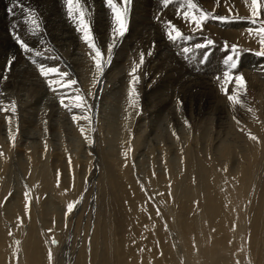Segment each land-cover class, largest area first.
I'll list each match as a JSON object with an SVG mask.
<instances>
[{"label":"rangeland","instance_id":"1","mask_svg":"<svg viewBox=\"0 0 264 264\" xmlns=\"http://www.w3.org/2000/svg\"><path fill=\"white\" fill-rule=\"evenodd\" d=\"M21 2L23 10L17 0H0V264H264V56L257 54L264 46L256 34L264 7L254 24L251 0H194L211 16L229 18L197 29L184 19V0L167 7L131 0L125 41L118 37L109 53L91 7L112 13L106 0H93L95 42L105 61L111 56L97 75L77 26L80 35L64 45L38 41L51 16L43 0ZM29 9L39 17L36 37L19 15ZM168 22L183 39L167 38ZM14 34L34 52L23 53ZM157 37L165 47L152 42ZM208 40L214 43L196 47ZM141 52L138 106L131 108ZM229 55L247 82L239 105L228 99L237 89L223 75ZM39 64L67 71L77 84L53 92ZM77 95L86 111L60 104Z\"/></svg>","mask_w":264,"mask_h":264},{"label":"snow or ice","instance_id":"2","mask_svg":"<svg viewBox=\"0 0 264 264\" xmlns=\"http://www.w3.org/2000/svg\"><path fill=\"white\" fill-rule=\"evenodd\" d=\"M187 10L183 12L184 19L186 21H190L197 29L203 27L204 23L208 21L210 18L227 21L229 18L227 16H211L210 13L200 9L194 0H184ZM67 6V15L68 17L73 20L77 26V30L82 34V38L89 49L94 52V56L92 59L95 63V69L97 75H102L104 72V65L106 62H110L111 56L109 55L108 61L104 60V54L102 49L97 46L95 42L94 33L91 27L90 20L88 19L90 13L85 3H82V0H65ZM173 3V0H163V4L165 7L169 6ZM131 5V0H106V6L110 9L113 17V28H112V43L108 46L107 51L111 53L112 48L117 43V38H122L125 36L126 32L128 31V18H129V8ZM15 6H19L23 9L24 5L22 4L21 0H17ZM251 15H252V23L257 22V18L260 15L261 8L264 7L262 5L261 0H251ZM9 11L11 12L12 9L10 8ZM26 23H29L31 26V31L33 35L41 32L40 21L39 17L37 16L36 12L32 9H29V16L26 20ZM252 31V30H250ZM256 34L259 36L261 46H264V23H261L259 28L256 29ZM15 35V34H14ZM167 38L175 42L179 39H183L184 35L179 28H177L171 22H168V31H167ZM15 39L20 47V49L25 54H32L34 52L33 47H31L28 43H26L19 35H15ZM214 42L212 40H208L205 44H197V48H207L209 45H212ZM232 52L234 55H238V47L233 45ZM191 49L184 48V53H189ZM258 55L264 56V51H260L257 53ZM35 55L37 57L43 55V53L36 51ZM151 55V53H148ZM234 55H229L225 60V64L228 67V70L224 72L225 83H234L237 92L232 95H228V99L232 101L234 104H241L240 93L244 91L246 88V80L242 74H234L233 70L238 68V60L234 58ZM15 57L8 61V69L11 70V65L14 62ZM145 62V53H140L139 63L135 65L132 69V80L130 84V91L128 92V100L129 106L131 108H136L138 106L139 94L137 92L136 84L139 80V77L136 75L137 69L143 65ZM32 63H36L35 60ZM39 73L41 76L47 79V84L49 88L53 92H57L58 87L67 89L73 85L77 84L76 80H68L66 79L69 76L67 71H61L59 68L54 66H46L44 64H39ZM6 79V77H0ZM219 79V77L217 78ZM58 86V87H57ZM227 94V89H225ZM182 103V102H181ZM60 104L65 107L68 111H72L73 108L76 109H86V101L80 95L75 97V100L70 104L65 103V97L60 98ZM3 111H8V109H3ZM17 111V105L15 102L11 104V112L15 113ZM72 119L74 121H79L80 119L88 120L91 123V118L87 115L84 116H77L73 115ZM9 124L12 123L11 117H9ZM81 133H84V128L80 129ZM251 139L256 140L257 137L251 136ZM12 140L14 142L15 136H12ZM89 143H93L92 140H89ZM2 154V153H0ZM127 155V153H126ZM27 195V193L25 194ZM75 204L69 203L67 205V212L70 214L74 210ZM159 211V210H157ZM53 244L57 243L55 240L52 241ZM49 259H52V253L49 252Z\"/></svg>","mask_w":264,"mask_h":264},{"label":"bare ground","instance_id":"3","mask_svg":"<svg viewBox=\"0 0 264 264\" xmlns=\"http://www.w3.org/2000/svg\"><path fill=\"white\" fill-rule=\"evenodd\" d=\"M5 1V0H4ZM44 2H43V5H44V7L47 9V11H48V13H49V15L51 16V17H47L48 18V21H47V23H46V25H45V28H47V29H49V31H47V29H45L46 30V32H44V33H42L41 35H38L37 37H38V41H43V40H52V41H54V42H56L57 44H59L60 46L61 45H64V44H66L67 43V41H73L75 38H76V36H79L80 34L76 31V24H75V22L73 21V20H71L69 17H68V15H67V6H66V3H65V0H63L62 1V3L61 2H59V3H57V0H43ZM95 1V0H94ZM40 2H41V0H40ZM142 2V1H141ZM144 2V1H143ZM10 4H11V2H9ZM85 3H86V1H85ZM92 3H93V0H89L88 1V3H87V6L86 7H88L89 6V4H90V7H91V5H92ZM9 4V5H10ZM94 4V3H93ZM138 4V3H137ZM173 4V3H172ZM32 5V4H31ZM146 5V4H145ZM147 5H148V3H147ZM37 6V5H36ZM144 6V5H143ZM7 7H9L8 5H7ZM19 7V6H18ZM34 6H32V8H33ZM59 7H61L60 9H59ZM136 7V6H135ZM12 8V7H11ZM92 9L91 10H93V12H94V14H95V16H96V18H95V24H96V27H97V30H98V33H96V31H95V33L97 34V36H99L100 37V39H101V36L104 38V40L105 41H108L109 43H112V36H111V34H112V32L110 33V32H108V33H110V34H107V31H108V29L109 28H111L110 26L111 25H113V17H112V15H110V14H108V13H105V11L103 10L104 9V7H100V6H98V4L97 5H95V6H92L91 7ZM145 8V7H144ZM9 9V8H8ZM44 9V8H43ZM88 9V8H87ZM140 9V8H139ZM165 9V8H164ZM23 10V9H22ZM35 10V9H34ZM107 10V9H106ZM138 10V9H137ZM29 11V10H28ZM43 11H45V10H43ZM108 11V10H107ZM143 11V10H142ZM109 12V11H108ZM137 12V11H136ZM40 13V12H39ZM91 13V12H90ZM135 13V12H134ZM139 13V12H138ZM137 13V14H138ZM131 14H132V10H130L129 11V18H131L130 16H131ZM1 15V14H0ZM19 15H21L23 18H25V20H27L28 19V15H27V12H24V13H22V14H19ZM137 16V15H136ZM145 16V15H144ZM135 17V16H134ZM89 18V17H88ZM145 19V18H144ZM18 22V21H17ZM44 22V21H43ZM94 22V21H93ZM45 23V22H44ZM145 23V22H144ZM27 24V23H26ZM29 24V23H28ZM43 24V23H42ZM94 24V23H93ZM150 26V25H149ZM113 27V26H112ZM26 28H27V26H26ZM44 28V27H43ZM138 29V28H137ZM44 30V31H45ZM142 33H143V30H142ZM145 33H147V31L145 32ZM102 34V35H101ZM166 34V33H165ZM28 35H29V32H28ZM82 35V34H81ZM167 35V34H166ZM35 36V35H34ZM109 36V37H108ZM126 36V35H125ZM124 36V37H125ZM138 36H139V34H138ZM140 36H141V34H140ZM143 36V35H142ZM145 36V35H144ZM36 37V36H35ZM124 37H122V38H119V40L121 41V40H123L124 39ZM152 37V36H151ZM81 38V37H80ZM80 38H78V39H80ZM138 38V37H137ZM29 39V38H28ZM103 40V39H102ZM127 40V39H126ZM32 41V40H31ZM119 41V42H120ZM124 41H125V39H124ZM33 42V41H32ZM129 42V41H128ZM152 42L155 44V45H159V46H162V47H165L166 46V43H164V40H162L161 38H159V37H157V38H153V40H152ZM74 43V42H73ZM72 43V44H73ZM104 43V42H103ZM124 43V42H123ZM149 43V42H148ZM168 45V44H167ZM66 46V45H65ZM69 46V45H68ZM70 46H71V44H70ZM41 47H42V45H41ZM54 47V46H53ZM56 47V46H55ZM59 47V46H58ZM57 47V48H58ZM64 47V46H63ZM72 47V46H71ZM14 48V47H13ZM34 48V47H33ZM59 48H61V47H59ZM76 48V47H75ZM159 49V48H158ZM17 50V49H16ZM162 50V49H161ZM169 50V49H168ZM23 52V51H22ZM152 52V51H151ZM146 53V52H145ZM79 59V58H78ZM35 60V59H34ZM167 63V62H166ZM205 67V66H204ZM191 76V75H190ZM189 79V78H188ZM187 79V80H188ZM190 80V79H189ZM192 82V81H191ZM200 92V91H199ZM204 185V184H203ZM202 185V186H203ZM199 186H201V185H199ZM182 189H180L181 191H182V193L184 194L185 192H189L187 189H183V186L181 187ZM198 189V188H197ZM204 190V189H203ZM203 190L201 189V187L199 188V191L201 192V198L200 199H202V201L205 203L206 201H205V199H204V193H203ZM199 192V193H200ZM205 192V191H204ZM208 192V191H207ZM227 192V191H226ZM190 193V192H189ZM230 194V193H229ZM185 195H186V193H185ZM187 195H189V194H187ZM201 204H203L202 202H201ZM186 205H187V203H186ZM192 205V204H191ZM204 205V204H203ZM263 205V204H262ZM205 206V205H204ZM204 206H202L203 207V210H202V212H206L207 213V209L205 210V208H204ZM188 207H190V206H188ZM191 208V207H190ZM190 208H188V209H190ZM201 208V207H200ZM188 209H186L185 210V212L186 211H188ZM189 211H191V210H189ZM212 211V210H211ZM241 211V210H240ZM189 213V212H188ZM188 213H186V215L188 214ZM239 213V212H238ZM204 214V213H203ZM237 216V215H236ZM188 217H190V216H188ZM214 220V219H213ZM186 222V221H185ZM34 225V224H33ZM3 234V233H2ZM36 234V233H35ZM1 235V234H0ZM1 237V236H0ZM36 237V236H35ZM2 238H3V235H2ZM6 240V239H5ZM41 241V240H40ZM35 257V256H34ZM0 258H2V256L0 255ZM1 261V260H0ZM35 264V263H34Z\"/></svg>","mask_w":264,"mask_h":264}]
</instances>
